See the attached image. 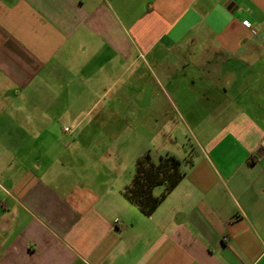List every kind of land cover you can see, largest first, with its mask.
I'll return each mask as SVG.
<instances>
[{
    "label": "crops",
    "instance_id": "crops-1",
    "mask_svg": "<svg viewBox=\"0 0 264 264\" xmlns=\"http://www.w3.org/2000/svg\"><path fill=\"white\" fill-rule=\"evenodd\" d=\"M179 105L210 123L146 216L78 139ZM0 264H264V0H0Z\"/></svg>",
    "mask_w": 264,
    "mask_h": 264
},
{
    "label": "rangeland",
    "instance_id": "rangeland-1",
    "mask_svg": "<svg viewBox=\"0 0 264 264\" xmlns=\"http://www.w3.org/2000/svg\"><path fill=\"white\" fill-rule=\"evenodd\" d=\"M126 107L128 108L129 106ZM131 107L133 108L134 106ZM191 107L192 110L189 114L188 112H184L182 106L179 105L177 106L178 110L172 109V113L167 115L169 117L167 121L160 118L155 121H148V124H141V121H137L136 126L129 120L119 118L117 121H112L107 124L108 136H100L97 138L82 137L78 139V143L82 140L86 141L87 144V141L91 142L94 139L93 143L95 147L107 145L111 149V153L104 155L108 163L112 165L114 163V157L120 158V164L115 168V172L119 173V178L116 179V182L118 185H121L120 180H122L130 184L134 174L136 158L149 153L152 161L157 163L160 155L169 153L173 156L176 155L175 157L177 159L184 161V157L189 150L196 147V135L198 133V126L196 127V125L199 123L201 125L202 123L207 126L210 122L206 120L208 118L207 115L200 110L198 105ZM126 116L131 117L129 115ZM113 122L116 123L117 128L122 129L119 133H117L116 128L111 126ZM49 123V129L56 131V137L59 135L62 136L61 142L55 144V148L57 151H63L65 143L74 139L76 134L64 132L63 129L65 126L72 127L70 122L62 120L60 122ZM149 125L151 126L149 127ZM101 155L98 149H96L94 156L99 159ZM162 190L163 187H156L154 194L160 195Z\"/></svg>",
    "mask_w": 264,
    "mask_h": 264
},
{
    "label": "trees",
    "instance_id": "trees-1",
    "mask_svg": "<svg viewBox=\"0 0 264 264\" xmlns=\"http://www.w3.org/2000/svg\"><path fill=\"white\" fill-rule=\"evenodd\" d=\"M189 158L181 161L166 153L160 155L157 163L153 162L149 153L139 157L135 162L132 180L121 194L144 215H151L164 198L184 178L185 167L190 166ZM163 187L160 195L154 194L156 187Z\"/></svg>",
    "mask_w": 264,
    "mask_h": 264
},
{
    "label": "built area",
    "instance_id": "built-area-1",
    "mask_svg": "<svg viewBox=\"0 0 264 264\" xmlns=\"http://www.w3.org/2000/svg\"><path fill=\"white\" fill-rule=\"evenodd\" d=\"M244 25H245L247 28H249V29L252 31L253 34H256V30H254V29L252 28L251 24H250L248 21H245V22H244ZM65 131H68V128H65Z\"/></svg>",
    "mask_w": 264,
    "mask_h": 264
}]
</instances>
